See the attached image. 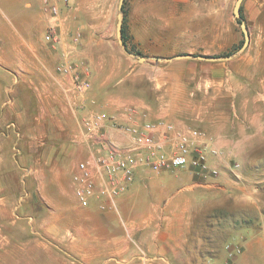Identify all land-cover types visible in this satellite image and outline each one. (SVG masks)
<instances>
[{"label": "crops", "instance_id": "0c3cea01", "mask_svg": "<svg viewBox=\"0 0 264 264\" xmlns=\"http://www.w3.org/2000/svg\"><path fill=\"white\" fill-rule=\"evenodd\" d=\"M119 3L120 0H70L67 5L61 0V15L56 27L59 42L53 44L42 33V29L53 24L43 0H0V135L3 144L9 143V152L13 153L15 166L21 174L19 181L26 187L22 200H37L38 196L46 194L48 186H56L59 193L63 186H69L73 199L79 203L74 176L80 162L95 153L93 142L86 136V117L92 112L106 111L126 123L129 117L124 112L125 102H134L141 111V107L148 108L141 99L128 101L110 95V89H120L133 71L143 76L154 70L160 83L168 84V88H171L170 84H177L178 89H186V84L194 81L193 89L207 84L218 90L215 105L220 106L223 100L227 102L225 105L233 109V121L248 123L250 129L240 136L225 135L214 139V146L222 151L224 158L212 157L222 169L220 175L208 177L211 181L204 184L203 176L192 165L160 171L140 166L134 181L116 197L115 203L103 209L100 204L104 199L93 198L88 206H84L104 214L117 213L121 220L123 211L126 215L125 211L130 210L123 224L131 232L148 219L153 223V219L169 217L166 213L175 199L181 196L189 200L185 192L193 194L203 184L214 187L235 184L237 181L230 179L227 172L237 175L234 164L240 162L232 160V155L241 156L240 180L245 179V173L249 175V155L264 162V127L254 125L264 122V0L243 1L242 13L251 31L249 48L222 60L180 57L195 53L218 55L229 48L223 45L219 51H201L200 39L191 42L185 38L202 37L201 30H194L192 36H188L180 27L188 24L192 12L202 7L213 12L216 21L218 10L227 9L229 0H126L123 23L127 48L146 56L145 62L128 54L122 55L116 31ZM36 23L42 28L37 29V37L27 36V25ZM217 31V24H214L213 37H217ZM78 34L80 38L76 43L74 38ZM196 43L197 48L192 45ZM68 60L87 70L91 88L86 93H77L71 76L57 70L59 63ZM122 61L132 66L123 74ZM197 75L204 81L197 82ZM99 88L109 95L107 101L96 100V89ZM142 116L140 113L134 115L136 121ZM104 129L107 140L128 144V137L111 122H106ZM262 169L264 167L258 168L254 177L257 186L264 185ZM45 171L50 172L49 176ZM137 208L142 209L141 213L134 214V218L142 219L138 222L131 215ZM183 214L185 216V212ZM162 224L163 221L159 222V226ZM168 238L167 234L155 245L144 247L157 251L175 249ZM111 240L114 254L119 258L110 256L105 262L170 264L164 254L143 256L133 253L136 249L143 250L139 245H114L117 238ZM96 244L99 247L96 252H93L94 245L89 249L91 261L101 256L104 247L101 240ZM243 261L259 263L253 255L250 258V254H245ZM90 263L103 264L100 259Z\"/></svg>", "mask_w": 264, "mask_h": 264}, {"label": "rangeland", "instance_id": "374dc122", "mask_svg": "<svg viewBox=\"0 0 264 264\" xmlns=\"http://www.w3.org/2000/svg\"><path fill=\"white\" fill-rule=\"evenodd\" d=\"M235 2L229 0L227 9H219L216 21L214 13L204 7L192 12L191 21L180 29L185 30L188 36L200 29L202 37H185L186 40L194 42L200 39L201 51H219L222 49L220 46L227 45L229 48L218 55L238 53L244 43V33L234 18ZM244 20L250 30L245 17ZM214 24L218 27L217 37H213ZM37 29H42L37 27V23L27 25L26 35L37 37ZM48 30L49 26L42 29L44 37ZM192 45L198 46L197 43ZM248 48L249 45L243 51ZM122 55H127L123 49ZM131 68L129 63L122 61V74ZM159 79L154 70L143 76L133 71L120 89H110L109 93L128 101L138 98L146 102L148 108L141 107L143 111L134 102H125L124 105V112L132 108L143 115L138 121L140 123L163 118L180 129H197L212 142L217 137L240 136L250 131L248 123L233 121V109L225 105L227 102L223 100L220 106L215 105L220 92L211 85L193 89L195 83L191 81L186 84V89H178L177 84H170L171 88H168V84L160 83ZM196 81L204 80L197 75ZM96 91L98 102L108 100L109 95L102 93L101 88ZM119 122L124 123L120 119ZM254 125L264 127V122ZM9 149V143L3 144L0 135V264H91L97 259L103 264H118L115 260L105 262L110 256L119 258L114 254L111 240L114 241L115 237L118 241L114 245H139L143 250L136 249L133 253L148 257L164 254L170 259V264H247L243 261L245 254H250V258L253 255L258 264H264V185L257 186V179H254L258 168L264 167V162L254 159L255 155H249L247 164L250 172L243 175L245 179L240 180V170H236L239 177L227 172V176L237 182L214 187L204 185L209 178L203 177L204 184L193 194L185 192L190 201L180 196L172 202V208L169 207L170 211L166 213L169 217L153 219V223L148 219L149 224L145 225L146 221L129 232L123 223L130 210L125 211L126 215L123 211L121 220L117 213L104 214L81 206L73 199L69 186H63L60 193L56 186H48L46 194L38 196L37 200H22L26 187L19 181L21 174ZM262 150L264 152V146ZM231 157L243 165L240 155ZM214 159L210 158L211 164L217 165ZM45 173L47 176L50 174L49 171ZM141 212L142 209L137 208L135 213H131L132 219L142 221L134 218V214ZM162 221L164 224L159 226ZM167 234L175 249L157 251L144 247L155 245ZM100 240L104 246L100 248L101 256L91 261L89 249L94 245L93 252H96L99 248L96 243Z\"/></svg>", "mask_w": 264, "mask_h": 264}, {"label": "built area", "instance_id": "2783aa9c", "mask_svg": "<svg viewBox=\"0 0 264 264\" xmlns=\"http://www.w3.org/2000/svg\"><path fill=\"white\" fill-rule=\"evenodd\" d=\"M61 0H43L44 9L53 24L49 26L46 39L53 44L59 42L57 24L61 15ZM69 4L70 0H63ZM80 35L74 41L79 42ZM57 70L71 76L77 93H86L91 88L87 70L80 69L72 60L63 61ZM137 109H129V121L120 123L115 115L106 111L92 112L86 119L87 137L95 146V153L79 164L74 176L75 194L82 206H88L93 198H101L100 207L105 209L115 203L116 197L126 191L134 181L140 166H149L155 171L176 169L192 165L203 177L217 176L218 165L211 164V157L221 158L222 151L197 129H180L166 119L135 120ZM106 122H111L129 139L122 145L104 137ZM240 163L234 164L240 170ZM239 177V174H237Z\"/></svg>", "mask_w": 264, "mask_h": 264}, {"label": "water", "instance_id": "95a60500", "mask_svg": "<svg viewBox=\"0 0 264 264\" xmlns=\"http://www.w3.org/2000/svg\"><path fill=\"white\" fill-rule=\"evenodd\" d=\"M244 0H236L235 5H234V18L235 20L241 25V29L244 33V43L241 46V48L239 49L238 53L243 51L250 43L251 40V35H250V30L248 28V25L246 23V21L244 20V18H242V14H241V7L243 4ZM125 0H120L119 3V13H118V22H117V38L119 41V44L121 45L123 51L138 59L140 62H145L147 60V57L141 54H137V53H133L132 51H130L127 46L124 43L123 40V19H124V9H123V5H124ZM237 54H230V55H225V56H218V55H212V56H208V55H195V54H181L180 57H192V58H198V59H204V60H222V59H230L233 56H235ZM166 59H170V58H166Z\"/></svg>", "mask_w": 264, "mask_h": 264}, {"label": "trees", "instance_id": "16d2710c", "mask_svg": "<svg viewBox=\"0 0 264 264\" xmlns=\"http://www.w3.org/2000/svg\"><path fill=\"white\" fill-rule=\"evenodd\" d=\"M126 4V0H125V2H124V5H123V9H124V11H125V5ZM241 14H242V18H244V15H243V13H242V7H241ZM123 40H124V43L126 44V46H127V37H126V30H125V25H124V23H123Z\"/></svg>", "mask_w": 264, "mask_h": 264}]
</instances>
